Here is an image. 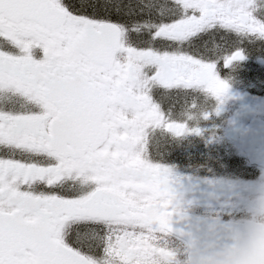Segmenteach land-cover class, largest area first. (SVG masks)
I'll return each instance as SVG.
<instances>
[{
  "label": "snow or ice",
  "instance_id": "6c2138e0",
  "mask_svg": "<svg viewBox=\"0 0 264 264\" xmlns=\"http://www.w3.org/2000/svg\"><path fill=\"white\" fill-rule=\"evenodd\" d=\"M244 42L264 43V0H0V264L170 256V170L148 148L186 126L162 105L222 102Z\"/></svg>",
  "mask_w": 264,
  "mask_h": 264
},
{
  "label": "flooded vegetation",
  "instance_id": "af4514ba",
  "mask_svg": "<svg viewBox=\"0 0 264 264\" xmlns=\"http://www.w3.org/2000/svg\"><path fill=\"white\" fill-rule=\"evenodd\" d=\"M207 39L209 43L213 36ZM222 41L219 45L224 46ZM240 63L239 76L246 79L249 63ZM257 74L253 70V76ZM255 106L264 117L263 105L254 101ZM211 107L210 96L193 90H170L162 108L166 112L172 109V118L184 123L186 131L175 135L167 129H156V147L150 146L148 154L155 163L170 170L168 186L179 205L175 212L234 221L245 192L257 177L264 179V167L247 156L244 145H250L251 140L244 144L241 130L253 120L260 123L264 118H212ZM259 149L255 143L250 152L258 153ZM101 253L97 250V254Z\"/></svg>",
  "mask_w": 264,
  "mask_h": 264
},
{
  "label": "clouds",
  "instance_id": "9594fccd",
  "mask_svg": "<svg viewBox=\"0 0 264 264\" xmlns=\"http://www.w3.org/2000/svg\"><path fill=\"white\" fill-rule=\"evenodd\" d=\"M174 206H179L175 198ZM165 241L171 255L155 256L154 264H264V179L257 177L245 192L223 239L171 230Z\"/></svg>",
  "mask_w": 264,
  "mask_h": 264
},
{
  "label": "rangeland",
  "instance_id": "374dc122",
  "mask_svg": "<svg viewBox=\"0 0 264 264\" xmlns=\"http://www.w3.org/2000/svg\"><path fill=\"white\" fill-rule=\"evenodd\" d=\"M251 52V56L255 57L248 58V63H250L248 66L255 68L260 74H258L256 78L253 76H246L247 80L253 77L255 81H252V83L243 82L242 77H237L234 79L235 81L231 80L230 82L229 79H224L229 87L222 102L214 97L215 118H248L250 113L253 112L254 107L252 105L254 101L259 105H264V55H256L252 50ZM241 64L240 62H235L227 71L233 72L236 69L239 70L238 67H240ZM220 66H222V63ZM235 103L240 105L239 110L236 112V108L234 107ZM258 111L259 108L256 113ZM230 113H232V116L229 117L228 114Z\"/></svg>",
  "mask_w": 264,
  "mask_h": 264
},
{
  "label": "water",
  "instance_id": "95a60500",
  "mask_svg": "<svg viewBox=\"0 0 264 264\" xmlns=\"http://www.w3.org/2000/svg\"><path fill=\"white\" fill-rule=\"evenodd\" d=\"M263 152L258 155L264 164V144H261ZM232 223H225L213 219H204L192 215L177 213L170 218L171 229L178 232L195 235L199 238L223 239V234L231 227Z\"/></svg>",
  "mask_w": 264,
  "mask_h": 264
},
{
  "label": "trees",
  "instance_id": "16d2710c",
  "mask_svg": "<svg viewBox=\"0 0 264 264\" xmlns=\"http://www.w3.org/2000/svg\"><path fill=\"white\" fill-rule=\"evenodd\" d=\"M216 35H217V34H216ZM219 41H220V40H218V39L210 40V42H209V44L211 45L210 47H214L215 45L218 44ZM219 44H220V43H219Z\"/></svg>",
  "mask_w": 264,
  "mask_h": 264
}]
</instances>
